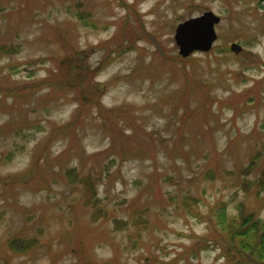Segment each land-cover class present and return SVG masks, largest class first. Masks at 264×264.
Listing matches in <instances>:
<instances>
[{
	"label": "rangeland",
	"instance_id": "obj_1",
	"mask_svg": "<svg viewBox=\"0 0 264 264\" xmlns=\"http://www.w3.org/2000/svg\"><path fill=\"white\" fill-rule=\"evenodd\" d=\"M263 171L264 2L0 0V264H233L203 244Z\"/></svg>",
	"mask_w": 264,
	"mask_h": 264
},
{
	"label": "trees",
	"instance_id": "obj_2",
	"mask_svg": "<svg viewBox=\"0 0 264 264\" xmlns=\"http://www.w3.org/2000/svg\"><path fill=\"white\" fill-rule=\"evenodd\" d=\"M262 2H264V0H256V3L261 4ZM76 12L79 20L84 21L86 24L92 22L87 15L89 14L88 12L87 14H83L84 12L80 10ZM124 51L125 47H119L114 52L115 57L119 56ZM45 58L46 57H39L37 60L44 62ZM66 71L69 72L67 69ZM72 71L71 69V74L69 76L71 82H73L74 79L72 76H79V74L85 70H78V72L74 74ZM56 78L50 77L48 79L55 82L54 80ZM65 78L68 77H65L64 72L58 75L59 81ZM9 94H11V92H9ZM252 163L251 160L250 164ZM263 179L264 171L258 180L262 182ZM247 183L251 182L247 180L243 181L244 187H246ZM256 184L257 183H254L255 187L258 186ZM260 189L264 190V185ZM236 208V213L230 215L222 211V206L221 209H218L213 216L214 219L216 216L215 223L216 226H218L217 232L203 245L207 246L212 243L217 244L220 248V254L233 264H264V220L257 218L254 212L247 209L243 202L239 203ZM25 246H29V244Z\"/></svg>",
	"mask_w": 264,
	"mask_h": 264
},
{
	"label": "water",
	"instance_id": "obj_3",
	"mask_svg": "<svg viewBox=\"0 0 264 264\" xmlns=\"http://www.w3.org/2000/svg\"><path fill=\"white\" fill-rule=\"evenodd\" d=\"M220 17L211 10L203 11L200 15L187 18L179 22L175 28L174 41L178 46V53L187 57L193 52L208 51L216 39L215 25ZM234 52L239 51L240 45L231 44Z\"/></svg>",
	"mask_w": 264,
	"mask_h": 264
}]
</instances>
